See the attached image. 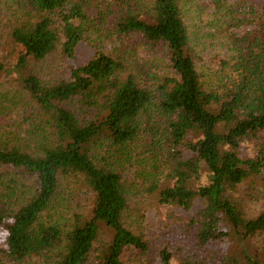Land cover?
I'll list each match as a JSON object with an SVG mask.
<instances>
[{
	"label": "trees",
	"instance_id": "16d2710c",
	"mask_svg": "<svg viewBox=\"0 0 264 264\" xmlns=\"http://www.w3.org/2000/svg\"><path fill=\"white\" fill-rule=\"evenodd\" d=\"M205 1L217 22L252 25L207 66L179 0H0L13 48L0 75L16 74L0 89V264L146 254L133 190L185 209L200 199L185 237L224 248L214 258L164 246L153 264H264V0ZM91 30L124 51L76 63ZM133 37L164 49L170 74L135 66Z\"/></svg>",
	"mask_w": 264,
	"mask_h": 264
},
{
	"label": "rangeland",
	"instance_id": "374dc122",
	"mask_svg": "<svg viewBox=\"0 0 264 264\" xmlns=\"http://www.w3.org/2000/svg\"><path fill=\"white\" fill-rule=\"evenodd\" d=\"M239 2V0H231L234 6H239ZM179 3L184 22L188 28L192 48L196 53V60L203 66L209 65L213 56H218L219 58L228 56L231 45L229 34H243L246 30L252 28L250 24L239 23L237 21L233 23L238 25L237 27L229 25V23L227 26L221 20L217 22V19L212 15L209 4L205 0H179ZM91 31L92 33L85 35L77 45L76 63L85 62L97 50L108 55L121 54L124 51V49L121 51V45L117 42L115 36H106L103 33ZM124 43V47L131 50L132 56L135 58V66L137 65L143 71L146 68H150V72L153 73L162 75L170 74L167 54L164 49L153 48L140 41L137 37L130 38ZM12 52L13 48L11 44L9 46L7 40L3 43V40L0 39V55L9 56L12 55ZM54 60L56 58H52L48 63L49 66L42 70L45 78L54 75V70L51 65ZM11 78H16V74L11 71L10 67H7L5 72H2L0 75V89H7L9 85L5 82ZM9 113L12 112H6L4 110L2 114ZM130 177L131 175L128 176V178ZM135 188L137 187L134 186L133 189ZM133 191L131 203L136 206L131 209L138 206L140 209L138 210V215H140V202H144L145 207L143 206L140 222L132 225L142 233L143 239L147 242L149 249L144 255L137 254L134 250L126 253L125 257H123V264H153L156 260L158 250L164 246H168L171 251L180 247L182 253H189L192 256H204L208 254L211 257L218 258L223 254L224 248L210 246L207 249H199L194 244V241L185 237L183 225L193 219L202 207V201L200 199H195L191 206L185 209L179 206L159 204L146 193ZM81 201H83L82 198ZM259 207V204H253L250 206V209L254 210Z\"/></svg>",
	"mask_w": 264,
	"mask_h": 264
}]
</instances>
